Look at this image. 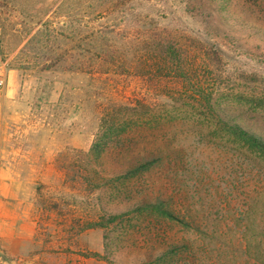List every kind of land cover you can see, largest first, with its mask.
Segmentation results:
<instances>
[{"label": "rangeland", "instance_id": "obj_1", "mask_svg": "<svg viewBox=\"0 0 264 264\" xmlns=\"http://www.w3.org/2000/svg\"><path fill=\"white\" fill-rule=\"evenodd\" d=\"M225 2L232 19L250 11L244 0ZM259 13L264 21V12ZM85 14L81 0H0V52L10 67L3 98L0 264H139L148 254L156 255L152 248L157 253L164 249V243L150 235L155 220L148 212H134L128 201L116 200L97 186L90 149L104 109L141 93L155 101L157 85L164 89L171 80L69 70L71 28H77L75 43H80ZM145 15L153 16L160 27L201 36L223 49V60L211 65L215 73L209 80L220 70L221 80L233 84L242 72L255 73L256 92L264 96V37L242 36L215 11L207 20L194 17L177 0H152ZM55 58H60L56 64ZM230 82L219 90L232 86ZM262 114L250 124L264 127ZM190 128V122L177 127L179 145L189 146L192 154L188 177L179 171L184 178L179 191L168 182L172 173L167 170L151 173L149 186L158 175L166 184L162 201L167 208L191 212L210 224L219 250L210 252L205 264L217 259L229 263L230 254L238 256L236 264H259L253 256L264 250L257 243L264 239V182L257 159L230 150L224 140L198 143ZM119 211L129 213L124 225L80 229ZM172 224L159 231L165 240L184 237L199 243L204 237L179 222Z\"/></svg>", "mask_w": 264, "mask_h": 264}, {"label": "trees", "instance_id": "obj_2", "mask_svg": "<svg viewBox=\"0 0 264 264\" xmlns=\"http://www.w3.org/2000/svg\"><path fill=\"white\" fill-rule=\"evenodd\" d=\"M225 1L177 0L185 12L194 17L204 16L207 20L215 11L221 22L242 36L264 37V21L258 16L259 12H264V0H244L250 11L235 19L231 18ZM151 2L81 0L88 18L78 45L75 43L77 28H71L73 45L68 51V69L89 75L119 72L147 81L154 78L171 80L164 89L157 85L155 101L150 95L141 93L129 102L112 103L104 109L90 152L96 162L97 186L104 188V192L110 191L116 200L128 201L134 212H148L155 220L150 225L155 233L150 235L159 244L164 243V249L157 253L159 250L152 248V254L156 255L148 254L147 259L140 260L139 264H205L209 253L219 250L216 245L219 240L209 233L210 224L191 212L181 214L176 208H167L162 201L165 182L157 175L149 186L147 177L161 170L170 171L168 182L179 191L184 182L179 171H185L188 177L192 154L187 152L189 146L179 145L177 127L185 123L187 126L190 122L188 130L191 132L188 133L198 137L196 142L224 140L230 150L257 159L264 182V127L249 122L264 113V96L256 92L259 79L255 73L242 72L236 84L228 79L226 82L233 85L219 90L226 83L221 80L224 71L214 75L218 76L216 78L209 80L208 77L215 73L211 65L222 62L223 49L201 36L160 27L153 16L145 15ZM78 47L80 52L76 54L74 51ZM59 60L55 58L54 64ZM244 81L251 86L244 85ZM162 96L166 97L165 102L161 100ZM133 179L137 182L131 183ZM187 197L193 201L190 192ZM128 215V212L119 211L101 216L98 221L82 224L80 229L104 227L110 223L124 225L130 220ZM175 222L198 232L203 239L199 243L195 238L184 237L178 242L165 240L160 229ZM257 243L264 247L263 238ZM237 257L230 254L229 263L224 264H236ZM251 257L247 254V258ZM253 258L264 264V250L254 254ZM215 264L223 263L217 259Z\"/></svg>", "mask_w": 264, "mask_h": 264}, {"label": "built area", "instance_id": "obj_3", "mask_svg": "<svg viewBox=\"0 0 264 264\" xmlns=\"http://www.w3.org/2000/svg\"><path fill=\"white\" fill-rule=\"evenodd\" d=\"M10 67L8 59L0 52V159L3 142L4 94L9 81Z\"/></svg>", "mask_w": 264, "mask_h": 264}]
</instances>
